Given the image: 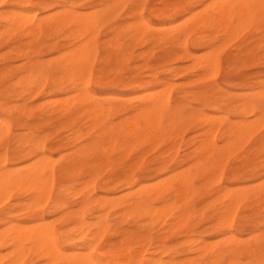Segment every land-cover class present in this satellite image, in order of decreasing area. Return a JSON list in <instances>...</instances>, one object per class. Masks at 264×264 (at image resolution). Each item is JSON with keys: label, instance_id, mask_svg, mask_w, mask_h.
Listing matches in <instances>:
<instances>
[{"label": "rangeland", "instance_id": "374dc122", "mask_svg": "<svg viewBox=\"0 0 264 264\" xmlns=\"http://www.w3.org/2000/svg\"><path fill=\"white\" fill-rule=\"evenodd\" d=\"M59 1L61 5H59ZM186 1L189 3L186 4ZM215 2L213 0H8L5 5H0V17L12 10V12L24 11L25 14H28H26L27 16H35L33 18L32 16L26 17L35 24L44 20L42 31L33 30V34L30 26L10 29L0 18V32L3 33H0V116L9 122L8 127L4 130V136L0 137V159H2L0 168L3 162L7 161L8 169H27L26 166H30L40 157L34 153L32 147L38 141L46 145L50 163L56 168L67 166L71 153L80 147H87L95 141H102L98 138L99 130L89 128L90 124L82 115L84 108L81 106L66 108L64 106V109L62 107L64 104L61 101L66 104L68 99L67 101L71 102L73 93L71 85L66 83L65 74L61 71L54 72L59 63L88 38L93 40L96 46L94 51L96 54H92L95 59L90 88L105 106H109L107 103L112 102L115 96H122L125 98L119 101V104L135 107L140 104V96L153 91H155L154 94H157L161 89L159 93L166 94L165 97L170 99L173 107L179 106V113L184 119V122L180 126L178 125L173 137L166 135L159 143H153L154 146L157 145L155 148L153 144L149 145L151 142H139L135 143L134 148L127 153H116L117 150H110L106 153L104 149L110 148V144L104 141L88 156L79 159L76 171L58 183L56 190L50 192V198L45 197V201H42L44 204L40 202L38 207L32 205L31 195L33 193H25L18 189L12 191L9 196L6 195V200L3 201V198H0L2 200L0 203V232L16 225L23 228L30 226L31 228V226H36L35 224H50L59 233L60 242L64 246L65 252H77L94 259H104L106 264H132L129 262V257L135 256L140 259L142 254H149L151 251H154L155 258L160 260V264H231L234 262L245 264L250 260H260L264 257V204L251 202L240 206L237 211L238 218L246 216L247 222L244 226L234 228L235 231L233 229L231 232H225L216 228L220 205L215 202L217 196L219 197L226 190L233 189L239 182H247L252 186L259 183L261 172L247 173L244 170L239 182H236L232 180L230 170L240 166L245 168L250 163L263 165L264 117L261 121L262 124H257V128H259L257 132L253 130V135L240 142L239 147L232 152L233 154L227 153V159H225L226 154L224 155L222 159L223 171L209 167L205 171L194 172L195 187L200 188L201 191L190 200V205L196 213L188 224L187 232L184 230L168 231V223L150 230L143 227L144 220H140L139 223L132 220L120 221L117 218L118 215L111 213L110 219L116 220L115 224L120 232L105 235L101 239H97L96 244H92L94 241L89 244L82 242L78 233L75 235V240L71 242L67 241L66 236L68 232H84L80 230L79 226H82L83 222L87 224H90L91 221L96 222L95 217L102 214L96 209L86 210L83 207L85 195L83 192L78 194L77 192L85 187L86 181L90 186L86 189L87 191L85 190V194H92L91 199H96L105 195V189L101 188L102 183L105 182H111L110 188L114 192L111 195H121L124 186L112 183V180L121 179L128 171H131L133 166L140 168L142 164L144 166L149 164L154 168L167 164L172 168V171L165 173L161 178L172 175L175 169L176 172L194 169L202 157L199 151L202 141L199 139L207 137L206 129L198 116L202 112L205 114L214 112L209 104L216 103L215 107L220 109L218 114L224 118L216 133L217 142L219 146L223 147L231 142V138H228L227 134L224 135L225 131L227 132L230 128L236 130V126L233 127L232 122L254 121L261 116L258 113L240 117L237 114L240 110H229L231 106L226 105L234 106L244 100L251 99L260 88H264V16L252 26L246 27L244 31H238L240 34H237L236 37L234 35L236 33H232V39H234L231 42L226 39L227 37L231 38L230 33L223 31L217 25L216 29L215 27L199 28L200 30H195L189 36L187 35L188 37L182 32L179 33L189 23L191 16L202 13L203 7L205 10L208 8L207 6L213 5ZM205 5L207 6L205 7ZM107 7L110 9L107 11L104 21L93 32H83V35L82 32H78L77 35L80 38L76 40L73 39L76 37L73 35H76L77 29L69 24L67 19H62L57 23L52 20V16H64L65 11L70 8L78 13H87V11L90 13L104 11ZM197 9L199 10L196 12ZM193 12L194 14H192ZM186 20L188 21L186 22ZM143 21L148 23V26H144ZM181 21L182 23H180ZM176 23L180 24L175 25ZM237 23L238 21L235 20L234 26ZM50 24L51 26H49ZM172 25H175L176 28ZM129 26L133 28L136 26L141 29V32L139 31L137 34L133 29L128 30ZM170 26L175 29L171 30ZM168 29L172 32H168ZM10 30L16 31L10 32ZM165 31L169 34L167 33V35ZM35 32L37 37L34 36ZM132 34L133 37H131ZM163 34L164 37L161 36ZM137 36L138 38H136ZM200 36L218 37L212 49L219 50L217 52L219 65L211 73L210 70H205L197 64L199 56L212 50L210 47H194V42ZM224 39L228 43L220 51L222 46L220 44H223ZM184 46L187 49L185 53H189L188 55L184 53L186 50ZM217 46L220 48L217 49ZM148 52L150 53L148 54ZM190 53L194 57H189ZM177 57L185 61H180ZM122 58L125 59L124 62L118 64ZM32 64H37L46 70L45 85L35 88L34 93L28 92L27 88L21 86V81L29 74L27 70L31 68ZM178 66H181L180 70L181 68L189 70L184 72L181 70L183 72L181 74ZM182 66L186 68L184 69ZM198 73L201 75H197ZM57 80H61L63 83L61 87L58 86ZM97 81L99 85L96 84ZM137 85H140L141 88L132 89V86ZM203 94L211 97L209 104L202 97ZM49 101L53 103L47 104ZM54 104H56V108H54ZM41 105H47V110L50 112L45 114L41 112L39 110ZM24 106L29 109L26 114L21 112ZM62 108L64 111L60 110ZM130 115L131 113H126L122 117L112 116L111 122L119 124ZM74 123H77V127ZM85 125L87 126L85 127ZM246 140L248 141L246 142ZM243 142L244 144H242ZM122 143L121 141L119 144ZM175 146L177 147L174 148ZM31 151L33 154H29ZM146 160L147 163H145ZM141 171L142 169L135 172L139 180L145 176ZM150 175H156V173ZM101 178L102 180H100ZM154 180L156 178L151 181ZM59 186H74V189L62 195ZM137 187L138 185L135 188ZM59 199H62L64 203L61 208L56 206ZM29 200H31V204L28 203ZM25 202L27 205L29 204V207L25 205ZM206 246L211 249L210 252L209 249L204 252ZM12 248L14 249V247L8 246L3 248L1 255H8L10 251H13ZM254 248H258V250L254 251ZM109 251L113 254L121 251L123 258L121 257L117 261L113 258L105 259L104 256ZM4 252L7 254L4 255ZM28 252H25L28 254L27 256L20 255L23 260L19 258L20 256L18 257L22 260L21 263L19 260L18 264L52 263V260L44 254ZM202 252H204L203 255ZM221 253L224 256L218 257L217 255ZM15 259L16 257H14Z\"/></svg>", "mask_w": 264, "mask_h": 264}, {"label": "bare ground", "instance_id": "6f19581e", "mask_svg": "<svg viewBox=\"0 0 264 264\" xmlns=\"http://www.w3.org/2000/svg\"><path fill=\"white\" fill-rule=\"evenodd\" d=\"M213 2H215V0H213ZM6 3H8V0H0L1 6L5 5ZM58 3L59 5H61L60 1ZM149 3L151 4V1ZM188 3L189 2H187L186 4ZM207 5H205V7ZM207 7L208 8H205V10H204V7L203 9L201 8L204 12L202 11L201 13L199 11L200 14H194L193 12L192 14L194 15L191 16L192 18L190 19L189 23H187L186 26L183 28V30L180 31L179 33L182 32L183 34H186V36L187 35L189 36V34L193 33L195 30L199 28L204 29L208 27H215L216 29V25H217V27L219 28L221 27L223 31L230 33L231 38L227 37L228 35L225 37H227L226 39L227 40L229 39L231 42L234 39V38L232 39V33L233 34L236 33L234 34L236 37V35L238 34V31L240 30L244 31L246 27L252 26L255 22L259 20V18L264 16V0H220V2L218 0L215 2V4L211 6H207ZM109 9L110 8L107 7L104 11H93L90 13L87 11V13H78L77 11L70 8L65 11L64 16L54 15L52 16V20L55 23H57L62 19H67L68 20L67 22L75 26V28L78 30V31L77 30L75 31L76 35H73L77 37L78 32L80 33L82 32V35L84 34L83 32L85 33L89 31L93 32L104 21L105 15ZM198 10L199 9H197L196 12ZM26 14L24 13V11H13L12 12L11 10V12L9 11V13L4 14L0 18L7 24L8 28L10 29H19V28L21 29L22 27L30 26V28L32 29V33H33V30L37 32H41L44 26V22H43L44 20L41 21V23L39 24H35L31 19H27L29 16H32V18L35 16L33 15L27 16L28 14L27 15ZM148 15L150 16L149 13ZM186 19H189V18L186 17ZM235 20H237L238 23L237 25L234 26L233 23L235 22ZM187 21L188 20H186V22ZM180 23H182V21ZM147 24L148 23L144 22V26ZM178 24L176 23L175 25H178ZM175 25H172V26L176 28ZM49 26H51V24ZM172 26H170V29L174 30L175 28L174 27L171 28ZM177 27H180V26H177ZM154 28L156 29V27ZM132 29L135 32H137V34L139 31L141 32V29L137 28L136 26L134 28L130 26L128 27V30H132ZM14 31L10 30V32H14ZM167 31L169 32L170 30L168 29ZM168 32L165 31L166 34ZM171 32L172 31H170V33ZM34 36H36V32ZM161 36L164 37V34ZM76 37L73 39L76 40L80 38L79 36L77 38ZM131 37H133V34ZM136 38H138V36ZM217 38L218 37L210 38L209 36H200L194 42V47L195 48H209L210 47V49H212V47H214L215 45ZM87 40L88 42H86ZM87 40L83 41L84 43L82 45L80 43V45L75 47L67 55L66 59L59 63V65L54 70V72L61 71L65 74V76L67 77L66 83H69L71 85V91L73 93L72 95L73 97L72 99H70L71 102H68L67 101L68 99L66 100V98H65L67 102L66 104L63 101H61L62 104H64L62 107L64 109L65 107L70 108V107H75V106H81L82 108H84V114H82L83 117L87 119V122L90 124L89 128L91 130L93 129L99 130L100 134H98V138L101 139L102 141L101 142L95 141L90 146L80 147L78 150L71 153L68 165L65 167H61V168H56L50 163V157L47 155V152H46L47 150L45 148L46 145L40 141L35 142L32 146L33 151L40 157L36 161H34L30 166H26L27 169L24 170V168L22 167H21L22 171L8 169L7 161H4L3 165H1V168H0V198L1 199L3 198V201L6 200L5 197L9 196L12 193V191H14L15 189H18L19 191H23L25 193H29V192L33 193L35 197L31 195L33 200L30 197L29 199L32 200L33 202L32 205L34 207L35 206L38 207L39 206L38 204L40 202L42 203V201H45L44 200L45 197L50 198V195H51L50 192L53 191L54 189L56 190L58 183L62 182L65 177L66 178L70 177L73 171H76L78 160L88 156L96 148L100 147V145H102L101 143H103L104 141H107L110 144V148L104 149L106 153H108L110 150H117L116 153L117 152L127 153L134 148L135 143H139V142L150 143L151 142L149 145L152 146L153 143H159V141H161L166 135H170L171 137H173L174 132L175 130H177L178 125L180 126L184 122V119L179 113L180 112L179 106L173 107L171 105L170 99L168 97H165L166 94L164 95L163 92L162 94L159 93L161 89L158 90L157 94H154L155 91H153L154 93L147 92L150 95L146 93L144 94V96H140V100H139L140 104L135 107H126L125 105L119 104L118 102L122 101L125 98V97L123 98L122 96H115L112 102L107 103L109 104V106H105V104H103L100 101V98L95 93H93L90 88V83L92 81L93 73H94L93 65H94V59H95V58L93 59L92 54L96 50V46L94 45L93 40H89V38ZM227 43L228 42H225V39H224L223 44L219 43L220 46L222 45L221 48L220 46L219 47L217 46V49L220 48V51H221L222 47L224 48L225 47L224 45H226ZM190 46H191V43H190ZM184 49H186L185 46H184ZM186 51L187 49L184 51V53ZM218 51L216 49H212L208 53L206 54L204 53V55L199 56V58H197L198 66H201L205 70H210V73L216 70L219 65V57L217 53ZM149 53L150 52H148V54ZM94 54H96V52ZM185 54L188 55L189 53H185ZM189 57H194V56L190 53ZM177 58L179 59L180 57H177ZM124 60L125 59L122 58L119 60V63L118 62L117 63L121 64L124 62ZM186 60H189V59H186ZM180 61H185V60L181 59ZM30 67L31 68L27 70L29 74L26 75L21 81V86L27 88L28 92L34 93L35 88L37 87L41 88L42 86L45 85L46 83L45 71L46 70L42 68L41 66H37V64H32L30 65ZM179 67L181 66H178V69L180 70ZM182 67L184 69L186 68L184 66ZM187 69L188 68L183 70L181 68L183 72L187 71ZM181 70L180 72L182 74L183 72ZM232 72L233 70L231 71V73ZM197 75H201V74L198 73ZM56 82L58 86L60 87L63 84L61 80H57ZM96 84L99 85V82L97 81ZM180 84H181V81H180ZM166 87L168 88L169 86L167 85ZM139 88H141L140 85L132 86V89L134 90H137ZM202 97L205 99L207 104L211 102L210 96L203 94ZM70 98H71V95H70ZM135 98L137 97L135 96ZM262 99H264V88H260V90L257 93H255V96L251 99L244 100L234 106L226 105L229 107L231 106L229 110H232V109L240 110L239 112L237 111L238 112L237 114L240 117L257 115L258 113L261 114V116L256 118V120L254 121L241 120L237 122H232V126L233 127L236 126V130H234L233 128H230L227 132L225 131L224 135L227 134L228 138H231V142L224 147L219 146L217 139H216V133L218 132L221 124L223 123L222 121H224V118L220 116V114H218L220 112V109L218 107H215L216 103H212L213 105L209 104V106H211L214 111L213 113L205 114L202 112L201 114H199L198 119L203 123L204 129H206L205 134L207 135L208 138L205 137L206 139H202V138H201L202 140L199 139V141H202V144L200 145V150H199L200 153L202 154V157L199 159L197 164L195 163L196 166L194 167V169H190L189 171L186 170V172H183V171L176 172V169H175L173 170L174 173L172 175L161 178L162 175H165V173L167 174L170 171H172V168L168 167L167 164L160 165L154 168L150 166L149 164H147V166L146 165L144 166L142 164L143 167L141 165L140 168H138L139 166H133L131 168V171H128L127 174L121 179L119 178L120 180L119 179L112 180V183L114 182L116 184H122L124 186V189L121 195L119 196L111 195L114 193L113 191H111L112 189L110 188L111 182H105V183H102V186H101V188L105 189V192H104L105 195L98 197L96 199H91L92 194H89V193L85 194V190L90 186V184L86 181L85 187L83 188L81 186V188L83 189L77 192V194L83 192L85 195V202H84L85 204L83 207H85L86 210L96 209L100 211L102 214L95 217L97 219L96 222H92L91 220H90L91 221L90 224L83 222L82 226H79V228L80 230H83L84 232H68L66 235L67 241L71 242L75 240V237H76L75 235H77L78 233V237L82 242L89 244L92 241H94L92 244H96L95 242L97 241V239H101L103 236L105 235L108 236L109 234L114 233V232H120L118 230L119 228L115 224L116 220L110 219L111 213L118 215L117 218L120 221L132 220L135 223H139L140 220H144L145 224L143 225V227H146L150 230H153L154 228H156L157 226L161 224L167 225L168 223V228H169L168 231L176 232L178 230H184V232H187L188 224L190 220L192 219V216L196 213V211L190 205V200L192 197H194L196 194H198L201 191L200 188L195 187V184H194L195 173L194 172H197L200 170L205 171L209 167L216 168L215 170H219V171L224 170V165L222 163L223 162L222 159L224 155L226 154L225 159H227V155L229 154V152L233 154L232 152L234 151L235 148L239 147L240 142H242L245 138L246 139H248V137L250 138L251 135H253V130L255 132L258 131L257 129L259 128H257V124H262L261 121L264 117V110H262V104H261ZM51 102L49 101L47 102V104ZM55 106L56 104H54V108H56ZM47 107H48L47 105H41L39 110L41 112H44V114L48 113L50 111L47 110ZM63 108L60 110L64 111ZM21 112L26 114L29 112V109L27 108V106H24ZM126 113H131V115L127 117L126 119H124L121 123L114 124L113 122H111L112 116L122 117ZM8 124H9L8 120L0 116V137L1 138H2L3 133L5 132L4 131L5 128L8 127ZM86 126L87 125H85V127ZM260 128L262 127L260 126ZM86 131L88 133V130ZM130 139L133 142L132 141L130 142L129 141ZM121 141L123 143L119 144ZM247 141L248 140H246V142ZM242 144H244V142ZM156 146H154L153 144L154 148ZM176 147L177 146H175L174 148ZM240 147H243V146H240ZM29 154H33V152L31 151ZM60 155L62 156L63 154H60ZM52 161L54 162V160ZM145 163H147V160ZM140 169H142L143 173L145 174L142 180H139L135 174V172ZM244 170H246L247 173L248 172H252V173L261 172V174L259 175V183H255L256 185L252 186V185H249L247 182H239L241 174L245 172ZM152 173H156V175H150ZM230 175L232 176V180L239 182L238 185L235 186L233 189L222 192L219 195V197L217 196V200L215 201L219 203L220 205V208L218 210V216H217L218 222L216 224V228L223 230L225 232H231L234 228L244 226L245 223L247 222L246 216L238 218L237 211L240 206H242L245 203H251V202H257L258 204H264V160H263V165H257V164L250 163V164H247L245 168H243L242 166L235 167L230 170ZM152 176H156V177H153V178H156V180L151 181L153 179ZM100 180H102V178ZM137 185L138 187L135 188ZM58 188L60 189V194L63 195L67 193L68 191L73 190L74 186H59ZM77 188L79 189V187ZM31 200L27 202L30 203ZM1 201L2 200H0V203ZM42 204H44V202ZM63 204L64 203L62 202V199H59L56 202V206L59 208H61ZM25 205H27V203ZM35 225L36 226L33 225L34 227L31 226V228L30 226L28 228H23L22 226L16 225L15 227L13 226V227L8 228L6 231L0 232V264H12V263L18 264L20 259L23 260V258L20 255L24 254V256L25 255L27 256L28 254H25V252L27 253L28 251L32 253L39 252L41 254H44V256H47L49 259L52 260L51 264H106L104 259H94L91 256H84L77 252L75 253L65 252L64 246L60 242L59 233L56 232L55 228H53L52 225L50 224H46V225L35 224ZM7 246L14 247V249L12 248L13 251H10V253L8 252L9 253L8 255H6L7 254L6 252H4V255L6 256L1 255V250ZM204 246H201V247H204ZM207 249L209 248L206 246V249H205L206 251L204 252H207L208 251ZM257 250L258 248H254V251H257ZM210 251L211 249H209V252ZM153 252L151 251L149 254H142L140 256V259H138L139 257L136 258L135 256L134 257L131 256L129 257V262H131L132 264H160L161 263L160 260L155 258V253ZM204 252H202V255ZM217 256L221 257V256H224V254L221 253V254H218ZM14 257H16L15 260H14ZM121 257H122L121 251L114 253V254L111 251H109L104 256L105 259L113 258L116 261L119 260ZM11 259H13L12 263H11ZM22 260H20V263L22 262ZM260 260H250L249 262L245 264H259ZM231 264H241V263L234 262Z\"/></svg>", "mask_w": 264, "mask_h": 264}, {"label": "snow or ice", "instance_id": "6c2138e0", "mask_svg": "<svg viewBox=\"0 0 264 264\" xmlns=\"http://www.w3.org/2000/svg\"><path fill=\"white\" fill-rule=\"evenodd\" d=\"M261 104H262V110H264V99H262ZM259 264H264V257L261 258Z\"/></svg>", "mask_w": 264, "mask_h": 264}]
</instances>
